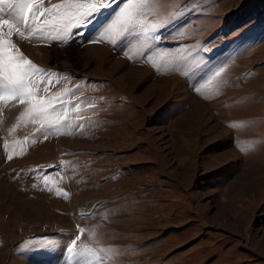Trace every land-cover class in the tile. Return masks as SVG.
Instances as JSON below:
<instances>
[{"label": "rangeland", "instance_id": "obj_1", "mask_svg": "<svg viewBox=\"0 0 264 264\" xmlns=\"http://www.w3.org/2000/svg\"><path fill=\"white\" fill-rule=\"evenodd\" d=\"M76 2L10 38L41 71L0 100V264H264V0H105L51 40Z\"/></svg>", "mask_w": 264, "mask_h": 264}, {"label": "snow or ice", "instance_id": "obj_2", "mask_svg": "<svg viewBox=\"0 0 264 264\" xmlns=\"http://www.w3.org/2000/svg\"><path fill=\"white\" fill-rule=\"evenodd\" d=\"M43 4V0H0V78L5 79L8 84L9 92L6 94L0 91V100L8 99L12 93L16 94L17 99L21 102L26 97L29 98L28 102L31 104V97L34 96L33 89L38 88V84L34 82V73L40 72L41 70L35 68L31 61L24 60L23 57L20 59L24 64L29 66V70H25L17 63L16 57L12 55V51L16 49V45L11 42V37L16 34L23 38L25 31L21 30V26L25 28L31 35L32 28L31 23H35L40 16L48 13L49 9L41 11L40 6ZM36 5L34 8L33 6ZM99 5V6H98ZM108 3L105 0H83V2H76L72 5V11L64 14V27L56 33V35L49 36L51 40H61L65 44L71 42V38L74 35L73 30L79 29L84 26L88 18L99 11L103 7H107ZM62 5H53V9L59 10ZM127 7V6H126ZM49 21L45 20L44 24L47 25ZM137 18L136 15L131 12H123L118 14L105 29L97 37L98 40H103L105 37L111 44H115L117 39L129 28L136 29ZM5 29H7L5 31ZM63 33V35H61ZM45 39L47 37H40ZM159 39V37H157ZM124 55L131 59L128 52ZM152 59L151 56L148 57ZM220 71H223L221 69ZM49 75H58L56 73H49ZM220 72L216 73L219 76ZM203 87V85H201ZM195 91L200 92V88H195ZM52 101L40 100L36 104H32V107L28 109V114L32 117L33 122L37 119H48L47 113L52 108ZM43 127V125H41ZM49 126H52L49 121ZM11 159V156L8 157ZM80 240V236L77 235L72 241V246L68 247V252L74 253V247L77 241Z\"/></svg>", "mask_w": 264, "mask_h": 264}, {"label": "bare ground", "instance_id": "obj_3", "mask_svg": "<svg viewBox=\"0 0 264 264\" xmlns=\"http://www.w3.org/2000/svg\"><path fill=\"white\" fill-rule=\"evenodd\" d=\"M30 45H31V44H30ZM95 47H96V46H95ZM97 47H98V46H97ZM32 49L34 50V47H33V46H32ZM32 49H31V50H32ZM34 51H35V50H34ZM128 70H133V71L135 70L136 72H137L138 70L141 71V69H139V68H137V67L134 68L133 66H129V67H128ZM257 171H258V170H257ZM263 179H264V178H263Z\"/></svg>", "mask_w": 264, "mask_h": 264}]
</instances>
